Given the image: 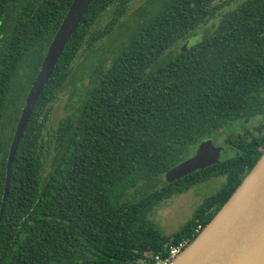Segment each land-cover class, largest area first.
I'll use <instances>...</instances> for the list:
<instances>
[{
    "label": "trees",
    "instance_id": "trees-1",
    "mask_svg": "<svg viewBox=\"0 0 264 264\" xmlns=\"http://www.w3.org/2000/svg\"><path fill=\"white\" fill-rule=\"evenodd\" d=\"M215 1L150 0L133 13L124 42L104 51L99 41L130 0H93L20 139L0 213V264H149L192 241L220 210L264 152V124L226 139L235 158L162 180L212 134L264 116V0L221 13L213 31L174 51L217 15ZM71 2L0 0V211L24 98ZM71 78V113L49 129V106ZM217 178L220 189L175 233L150 219L170 198Z\"/></svg>",
    "mask_w": 264,
    "mask_h": 264
},
{
    "label": "water",
    "instance_id": "water-1",
    "mask_svg": "<svg viewBox=\"0 0 264 264\" xmlns=\"http://www.w3.org/2000/svg\"><path fill=\"white\" fill-rule=\"evenodd\" d=\"M92 2L72 0L27 91L8 148L1 214L9 191L14 157L25 126L55 65ZM236 156L233 148L216 147L210 139H206L199 143L194 155L169 171L171 180ZM170 264H264V152L210 222Z\"/></svg>",
    "mask_w": 264,
    "mask_h": 264
},
{
    "label": "rangeland",
    "instance_id": "rangeland-1",
    "mask_svg": "<svg viewBox=\"0 0 264 264\" xmlns=\"http://www.w3.org/2000/svg\"><path fill=\"white\" fill-rule=\"evenodd\" d=\"M150 0H130L126 13L118 22L112 33L99 41L97 48H103L104 51L111 50L113 47H117L124 42L125 34L132 27L133 13L139 9L140 6L145 5ZM157 2L158 0H154ZM245 0H216L213 5L219 6L216 13L217 15L208 20L200 28H198L194 35L177 45L174 51L187 49L190 45L197 43L201 39V35L205 31H213L219 24V16L221 13L230 11ZM152 7H155L152 6ZM110 18V11L103 13L98 19V24L94 26V29H100L108 22ZM84 60V57L80 55L76 60L74 67L80 64ZM86 65L80 67V72L86 70ZM77 79V74L74 80ZM72 78L69 79L64 89L57 95V98L49 106V116L47 119V126L49 129L55 128L57 123L71 113L69 107L70 101H72V92L75 88V81ZM88 79L83 81L86 84ZM264 124V116H257L249 119L248 121L239 119L228 126H225L219 132L212 134L209 138L212 144L216 147H225V141L229 137L238 136H251L258 134L255 129ZM197 149V147H196ZM195 149V151H196ZM194 151V153H195ZM194 155V154H193ZM172 179L169 173L162 176V180L166 183ZM223 179H213L209 182L199 184L186 193L175 196L162 203L155 211L151 213L150 219L155 225L165 234H173L179 230V228L192 218L194 210L203 202V200L213 194H215L221 187Z\"/></svg>",
    "mask_w": 264,
    "mask_h": 264
},
{
    "label": "built area",
    "instance_id": "built-area-1",
    "mask_svg": "<svg viewBox=\"0 0 264 264\" xmlns=\"http://www.w3.org/2000/svg\"><path fill=\"white\" fill-rule=\"evenodd\" d=\"M202 230L201 226L195 229V234L198 235ZM187 238L178 241L176 244L170 245L163 256H154V259L149 264H170L190 243Z\"/></svg>",
    "mask_w": 264,
    "mask_h": 264
}]
</instances>
